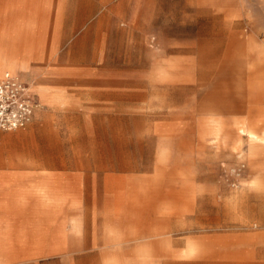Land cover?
<instances>
[{
	"label": "rangeland",
	"instance_id": "rangeland-1",
	"mask_svg": "<svg viewBox=\"0 0 264 264\" xmlns=\"http://www.w3.org/2000/svg\"><path fill=\"white\" fill-rule=\"evenodd\" d=\"M212 2L0 3V77L46 59L63 24V50L117 83L114 114L66 152L137 184L134 213L80 197L69 226L47 228L64 251L39 264H264V0Z\"/></svg>",
	"mask_w": 264,
	"mask_h": 264
},
{
	"label": "crops",
	"instance_id": "crops-1",
	"mask_svg": "<svg viewBox=\"0 0 264 264\" xmlns=\"http://www.w3.org/2000/svg\"><path fill=\"white\" fill-rule=\"evenodd\" d=\"M212 3L226 6L232 14L230 6L241 9L248 0ZM70 36L62 24L58 45L46 59L27 60L29 70L13 72L31 82L40 105L23 130H0V264H39L64 251L47 228L69 226L66 212L80 205V197L112 196V207L118 208L122 199L123 209L130 213L136 209L126 198L137 184L121 185L117 174L100 178L84 167L92 163L87 158L66 152L79 148L86 135L96 132L97 118L114 114L116 106L105 96L117 91L114 80L86 75L87 62L79 53L71 47L63 50ZM0 51L5 55L9 50ZM36 76L47 78L48 94V87L40 86ZM40 95H48V101ZM142 216L138 221L118 214L113 218L122 217L132 227L145 221Z\"/></svg>",
	"mask_w": 264,
	"mask_h": 264
},
{
	"label": "built area",
	"instance_id": "built-area-1",
	"mask_svg": "<svg viewBox=\"0 0 264 264\" xmlns=\"http://www.w3.org/2000/svg\"><path fill=\"white\" fill-rule=\"evenodd\" d=\"M39 105L31 82L21 75L0 78V130L25 128L32 121Z\"/></svg>",
	"mask_w": 264,
	"mask_h": 264
},
{
	"label": "bare ground",
	"instance_id": "bare-ground-1",
	"mask_svg": "<svg viewBox=\"0 0 264 264\" xmlns=\"http://www.w3.org/2000/svg\"><path fill=\"white\" fill-rule=\"evenodd\" d=\"M16 75H17V74H15V73H13V72H5L1 78H4V77H6V76H16ZM31 89H32V86H31ZM32 91H33V90H32Z\"/></svg>",
	"mask_w": 264,
	"mask_h": 264
}]
</instances>
